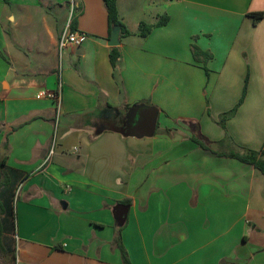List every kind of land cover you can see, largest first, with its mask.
<instances>
[{"label": "crops", "instance_id": "1", "mask_svg": "<svg viewBox=\"0 0 264 264\" xmlns=\"http://www.w3.org/2000/svg\"><path fill=\"white\" fill-rule=\"evenodd\" d=\"M71 1L0 0V264H122L123 206L132 264H264V176L216 154L264 148V19L248 16L264 0H117L131 35L115 69L102 0L75 1L86 39L60 52ZM192 43L212 59L196 61ZM50 93L59 104L39 97ZM141 107L158 110L151 137L129 133ZM111 113L119 127L104 125Z\"/></svg>", "mask_w": 264, "mask_h": 264}, {"label": "trees", "instance_id": "2", "mask_svg": "<svg viewBox=\"0 0 264 264\" xmlns=\"http://www.w3.org/2000/svg\"><path fill=\"white\" fill-rule=\"evenodd\" d=\"M102 1L104 3V7L107 12L110 36L113 32V28L115 27L119 29L121 36L127 37L131 35V32L128 30L126 25L119 18L117 0H102ZM248 16L251 17L253 19V23L257 25L264 19V12L249 13ZM168 21H169V17L167 15H162L156 24H147L142 22L139 26V35L142 37H146L151 33V31L155 27L164 26L168 23ZM70 27L73 31L77 30V18L74 16L71 20ZM191 51L196 61H203L204 63H206L208 60L212 59V54L210 52L202 51L193 43L191 45ZM109 56H110V63L112 67L115 69L117 66L118 59L120 57V51L118 47H112L110 49ZM247 82H248V78H247ZM247 82L245 84L243 94L239 103L235 106L233 110L219 117L218 124L223 128H225V122L236 114L239 106L245 100L247 94ZM191 139L199 147L206 150H211L210 143H208L202 136H199L198 134L194 133ZM224 139L225 140L229 139V136H226ZM216 154L218 156L234 158L239 160L240 162L252 165L256 170L260 171L264 176V148L257 151V150L245 149L240 147L235 151L216 153ZM2 165H4V162L1 163V166ZM8 184H9V179H7L6 185ZM128 204H130L129 200H125L120 203V205H128ZM12 213L11 216L14 218V213L13 214ZM115 217H116V225L114 231V244L120 250L122 264H132L129 253L122 242V231L128 223L127 213H123L120 210V208H117L115 211Z\"/></svg>", "mask_w": 264, "mask_h": 264}, {"label": "water", "instance_id": "3", "mask_svg": "<svg viewBox=\"0 0 264 264\" xmlns=\"http://www.w3.org/2000/svg\"><path fill=\"white\" fill-rule=\"evenodd\" d=\"M120 31L118 28H113L109 45L111 47L118 46V36ZM158 110L154 107H141L136 110L130 124L129 133L134 136H147L151 137L156 132L157 128ZM123 212L127 211V207H121Z\"/></svg>", "mask_w": 264, "mask_h": 264}, {"label": "rangeland", "instance_id": "4", "mask_svg": "<svg viewBox=\"0 0 264 264\" xmlns=\"http://www.w3.org/2000/svg\"><path fill=\"white\" fill-rule=\"evenodd\" d=\"M75 1L76 0H72L71 3L72 2L73 3L69 6V8L71 9V17L69 19H64V20L63 19H60V23L62 22L64 24L67 20L68 21H71L72 18H73L72 15H74V17H77L78 16L80 10H79V8H75ZM32 14L35 15V12H33ZM38 20H39L38 26L40 27V25H41V17L39 15L36 18V21L37 22H38ZM121 117H122V115H120V114L111 113L109 117H107V118L104 119V125L119 127L120 126V123H118V121L119 120H122ZM157 133H158V130H157ZM53 157L54 156H52V158ZM3 178L4 177L0 173V186L2 185V182H3L2 179ZM6 178L9 179L8 176ZM11 178H12V180H10L9 184L6 185V186H4L2 188V191H1V194L4 195L5 197H7L6 208H7V210H9V211H7L9 218L11 217V213H12L13 207L16 205V202H17V199H18V196H19V191H20L19 188L17 189L18 186H17V182L15 181L16 178L15 177H11ZM16 189H17V192H16ZM11 225H12L11 224V221L8 220V230L9 231L11 229Z\"/></svg>", "mask_w": 264, "mask_h": 264}, {"label": "built area", "instance_id": "5", "mask_svg": "<svg viewBox=\"0 0 264 264\" xmlns=\"http://www.w3.org/2000/svg\"><path fill=\"white\" fill-rule=\"evenodd\" d=\"M86 39V35L84 33L78 32V31H73L70 27V23L65 27L63 32L61 33L59 39H58V48L60 52L63 50H66L70 47H77L80 46ZM39 97H48L55 99L58 104L60 102V97L58 93H50L48 95L46 94H40ZM55 152V145H52V148L49 152L48 157L46 158L44 164L46 165L50 160L52 159V156L54 155Z\"/></svg>", "mask_w": 264, "mask_h": 264}]
</instances>
